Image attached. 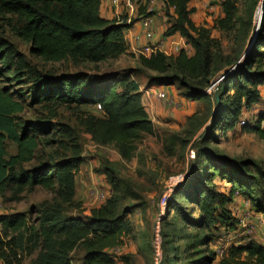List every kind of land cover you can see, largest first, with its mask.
Here are the masks:
<instances>
[{
	"label": "trees",
	"instance_id": "trees-1",
	"mask_svg": "<svg viewBox=\"0 0 264 264\" xmlns=\"http://www.w3.org/2000/svg\"><path fill=\"white\" fill-rule=\"evenodd\" d=\"M262 1L223 0V15L207 27L193 21L191 0H164L167 14L173 9V21L168 24L164 36L179 33L194 49L192 53L186 49L175 55L161 50L150 55L133 53L137 62L135 69L113 71L96 78L82 73L73 76L61 73L49 82L47 79L34 85L30 105L45 102L50 107L51 118L56 116L55 108L60 105L80 110L78 113L86 117L92 135L102 143L123 140L139 132L152 134L155 125L134 75L139 76L144 70L150 86L179 83L186 89L188 98H209L205 89L213 77L223 67L227 69L237 63L251 38L252 44L242 64L226 74L218 93L220 100L212 118V128L219 127L227 132L245 111L261 101L264 8L254 36L253 29L254 17L259 8L260 13L262 11ZM101 3L102 0H0V18L16 37L29 44L33 55L45 62L70 61L74 66L106 64L131 54L125 37L130 24L103 17ZM213 29L226 33L235 41V55L225 52L222 40L213 36ZM12 47L8 39L0 37V188L12 184L16 191H23L26 187L41 186L54 192L59 186L57 192L66 194V202L72 204L75 187L72 160L43 156L44 150L51 145L68 149L69 143L59 140L58 130L51 120L27 122L22 118L21 113L27 108L21 87L26 84V69L23 62L17 65L13 59ZM13 83L19 86L18 92L12 91ZM81 84L85 89L79 91L77 87ZM91 106L97 114L91 111ZM196 117L192 114L189 121ZM257 118L256 124L247 123L242 127L264 140V125H261L264 113ZM210 134L207 138L215 139L216 135ZM7 141L16 145L15 153L8 154ZM201 150L206 152L205 159L196 174L183 181L166 202L167 213L161 222L159 264H264V244L252 239L241 245L234 244L222 257L211 247L219 224L227 230H235L239 225V220L228 208L236 193L250 201L254 212L264 216V170L255 174L257 163L254 161L215 157L213 152ZM33 161L35 164L31 167L24 166ZM216 176L231 183L228 194L211 185ZM118 194L115 185L110 197L92 208L85 219L46 207L33 221L22 211L1 213L0 225L27 239L26 248L37 252L33 264H73L70 254L77 246L84 251L83 264H117L112 252L124 245L125 237L133 230L127 217L130 210L122 207ZM183 199L199 206L197 218L192 217L194 207L186 209L181 203ZM172 210L179 213L181 221L170 218ZM25 232H28L27 237ZM22 236L19 238L21 244ZM9 244L0 241V258L7 262L10 259L4 248ZM121 260L122 264H129L125 255Z\"/></svg>",
	"mask_w": 264,
	"mask_h": 264
},
{
	"label": "rangeland",
	"instance_id": "rangeland-1",
	"mask_svg": "<svg viewBox=\"0 0 264 264\" xmlns=\"http://www.w3.org/2000/svg\"><path fill=\"white\" fill-rule=\"evenodd\" d=\"M171 15V12L170 14L166 13L164 20L166 26L173 21ZM260 16L259 8L254 17L253 36L254 32L257 33L259 30ZM213 36L222 40L225 52L236 54L237 45L234 46L235 41L231 37L228 38L226 33L217 30ZM0 37L9 40L13 46L11 54L13 59L17 65L23 62L26 69V84L21 87L24 89L22 95L27 103V108L21 113L22 118L27 122L51 120L58 130L59 140L67 141L69 148L59 149V147L51 145L44 150L43 156L72 160V175L75 183L72 204L66 202V194L57 192L59 186H56V191L53 192L41 186L26 187L23 191H16L12 184L5 185L0 188V214L22 211L33 221L43 208L49 207L54 210L61 209L66 215L85 219L91 214L92 208L102 205L110 197L116 185L118 195L121 197V205L130 210L127 217L133 225L132 232L124 239V245L112 252L117 259V264L123 263L121 257L124 255L129 264H159L160 256H162L161 222L167 213V204L162 203V196L167 192L171 197L183 181L196 174L205 159L203 155L206 152L202 151V148L213 152L215 157L220 155L217 157L224 156L237 161H254L257 163L255 174H258L259 170H264V140L255 132L243 128L239 122L227 132L221 131L219 127L213 129L212 118L217 110L219 97L204 98L200 102L192 100L185 95L186 89L182 88L179 83L154 86L156 92L165 90L173 98L171 102L156 99L163 107L164 116L160 119L154 117V133L139 132L126 139L108 143L99 142L94 138L90 131V125L85 121L86 117L78 113L80 110L75 111L66 105H60L55 108L57 109L56 116L51 118L50 107L45 102L30 105L33 101L34 90L32 88L34 85L47 79L49 82L50 79L61 73H68L72 76L82 73L85 76L96 78L113 71L122 72L135 69L137 62L133 53L139 55L135 48H132L131 54L124 55L116 62L74 66L70 61L45 62L40 57L33 55L29 44L16 37L5 26V22L1 18ZM250 40L244 48V52L247 50ZM185 48L192 49L190 45L183 47V49ZM174 53L177 54L178 50L174 49ZM175 54L170 51L168 55ZM232 67L227 69L223 67L218 73L224 74ZM144 73L143 70L142 74L134 76L145 88L153 87L148 84V75ZM151 74L156 75L154 72ZM77 81L78 77H76L75 83ZM83 86L84 84H81L77 90L85 89ZM11 87L12 91H19L17 84L13 83ZM255 108V112L264 113V100L256 104ZM90 109L93 113H98L94 107L91 106ZM194 113L197 117L189 121V117ZM251 115L253 114L245 111L239 121L250 118ZM197 123H199V127H197ZM210 133L216 135L215 139L207 138L208 135L211 136ZM7 147L8 154L17 151L13 142L7 141ZM34 164L35 161L25 163L24 166L31 167ZM182 175L183 180L172 190H169L171 178L180 177L182 179ZM211 185H214L215 190L227 194L231 189V183L219 176L214 178ZM98 192L107 194L105 201L97 198ZM238 197L244 196L235 195L228 205L232 216L236 219H238V210L241 208L235 202ZM181 203L189 210L194 207L192 217H198L200 213L198 205L195 206L185 199L181 200ZM172 217L181 221V216L174 210L170 214V218ZM192 231L195 229L192 228ZM27 233L25 232V237H27ZM157 234L159 240L156 238ZM21 236L19 233L4 230L0 225V241L10 243L4 248L10 262L0 258V264H33L35 262L36 250L26 248L27 239L23 236L22 244L19 243ZM214 236L215 241L211 247L216 250L218 257H222L230 252L234 244L241 245L251 239L264 243V228L260 230L256 225V230L252 234L246 235L244 229L239 225L235 230H227L219 224L218 230L214 231ZM83 255L84 251L77 246L70 254L72 263L83 264Z\"/></svg>",
	"mask_w": 264,
	"mask_h": 264
},
{
	"label": "crops",
	"instance_id": "crops-1",
	"mask_svg": "<svg viewBox=\"0 0 264 264\" xmlns=\"http://www.w3.org/2000/svg\"><path fill=\"white\" fill-rule=\"evenodd\" d=\"M222 2L223 0H211V4L207 6L201 0H191L190 6L193 7L194 9L191 17L193 21L196 23V25H205L207 27H211L214 24V19L223 15ZM140 5H141L140 3L133 1L130 4H127L126 6V0H122L120 4L114 3L112 0H102L101 3V15L103 17L107 19H115V18L117 19V17L122 15L128 17L127 19L131 20L130 22L131 28H126L125 30V37L128 44L130 43V41H132L133 35L137 32H140L139 23L134 24L140 10ZM155 8L156 10L154 13L155 14L154 38L155 40H162L164 42V46L162 47L161 51H163L167 55L169 54L170 51H172V53L175 54L174 49L178 47L183 49L184 46L188 47L189 44L186 43V39L183 36H181L179 33H176L169 37L164 36V31L167 28L166 24L164 23L167 13L164 0H159L156 3ZM170 12L173 13L172 8L170 9ZM216 31L217 29H213V35L215 34ZM129 47H130V51L133 52L132 45H129ZM185 49L188 51L189 54L193 52V49L191 48L190 49L185 48ZM154 86L155 85H153V87L150 88L149 87L145 88L144 85L140 86V90L143 91V101L146 106V110L153 121L155 116L158 117V119L164 116L163 107L156 100L157 99L156 89L154 88ZM259 90L262 97L261 100H264V85L259 86ZM197 101L200 102L201 100H197ZM255 107L256 104L253 106L252 109L248 110L249 113L253 114L251 115V117L255 115L258 116L261 113V112L260 113L255 112L256 109ZM235 202H237L239 206L242 207L245 203V198L238 197L235 199ZM253 214L256 225H258L259 229L262 230L264 228V216L256 212H254Z\"/></svg>",
	"mask_w": 264,
	"mask_h": 264
},
{
	"label": "built area",
	"instance_id": "built-area-1",
	"mask_svg": "<svg viewBox=\"0 0 264 264\" xmlns=\"http://www.w3.org/2000/svg\"><path fill=\"white\" fill-rule=\"evenodd\" d=\"M114 3L120 4L122 0H112ZM136 1L137 3H140V9L142 11L138 13V16L134 22L139 23L140 25V32H137L133 35L132 41H130V45H132L133 48L137 50L139 54H145L150 55L151 53L156 52L157 50H161L164 46V42L162 40H155V6L156 3L159 0H126V6L127 4H130L131 2ZM205 5L209 6L211 4V0H201ZM126 16H119L117 19L119 22L125 21L126 23L131 22V20L127 19ZM128 21V22H127ZM131 28V27H129ZM178 52L181 50L179 48H176ZM188 52V51H187ZM225 79V75L223 73H217L212 81L211 84L205 89V92L213 98L219 97L218 93L220 92L222 88L223 81ZM157 99L161 101H173V98L169 96L168 92L165 90L156 92ZM217 100V99H216ZM219 101V100H218ZM98 109L101 110V105H97ZM258 121L257 116H253L250 118H245L244 120H240L239 123L241 125H245L247 123H253L256 124ZM261 125H264V121H261ZM180 177L171 178V185L169 186V190H172V188L180 183L183 180V175ZM238 195V193H236ZM97 198H99L101 201H105L107 198V194L105 192H98L96 194ZM170 197L169 193H165L162 196V203L165 204ZM253 210L250 208L249 200L246 199L244 205L238 210V220H239V226L244 229V234L250 235L252 234L256 229V223L254 219ZM158 238V234L156 236Z\"/></svg>",
	"mask_w": 264,
	"mask_h": 264
},
{
	"label": "water",
	"instance_id": "water-1",
	"mask_svg": "<svg viewBox=\"0 0 264 264\" xmlns=\"http://www.w3.org/2000/svg\"><path fill=\"white\" fill-rule=\"evenodd\" d=\"M263 8H264V0L262 1V7H261L262 11H261V14L263 13ZM260 18H261V16H260ZM257 30H258V28H257ZM255 33H256V31L254 32V34H255ZM252 38H253V37H252ZM252 40H253V39L250 40L247 50H249L250 45L252 44ZM247 50L244 52V54H243V56H242V58H241V61L239 60V62H237L236 65H234V66L232 67V69H229L228 71H226V72L224 73L225 75L228 74V73L233 72V69L236 70V69L242 64L243 59L245 58V55H246V53H247ZM218 100H220V97L218 98Z\"/></svg>",
	"mask_w": 264,
	"mask_h": 264
},
{
	"label": "clouds",
	"instance_id": "clouds-1",
	"mask_svg": "<svg viewBox=\"0 0 264 264\" xmlns=\"http://www.w3.org/2000/svg\"><path fill=\"white\" fill-rule=\"evenodd\" d=\"M225 77H226V75H225Z\"/></svg>",
	"mask_w": 264,
	"mask_h": 264
}]
</instances>
